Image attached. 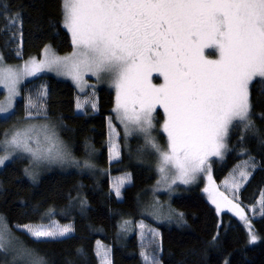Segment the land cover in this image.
<instances>
[{"label":"snow or ice","instance_id":"1","mask_svg":"<svg viewBox=\"0 0 264 264\" xmlns=\"http://www.w3.org/2000/svg\"><path fill=\"white\" fill-rule=\"evenodd\" d=\"M24 22L22 9L13 7L10 0H0V37L5 48L16 45L15 55L21 59ZM61 26L71 38L72 51L66 56H58L45 45L41 58L29 57L22 65H9L0 52V88L6 92L5 100L0 101V113L10 112L27 78L46 71L66 76L81 92L89 87L88 76L95 77L97 83L107 82L115 90V117L108 118L109 162L121 160V143L127 146L133 136L142 139L156 158L158 188L174 191L177 182L190 185L206 177L203 191L215 214L237 217L248 228V243H257L260 237L235 194L257 167L248 142L255 140L264 149V129L255 122L250 88L254 81L264 83V0H61ZM48 95L47 87L41 85L34 95L25 98L28 126L11 134L5 132L2 142L0 168L13 156L27 157L29 167L23 171L33 184L42 165H72L87 170L95 167L91 158L94 149L90 151L87 142L85 159L78 161L60 140L55 126L31 123L41 116L48 120ZM95 95L93 90L92 97ZM76 108L78 112L83 108L79 99ZM91 108L98 110L95 99ZM157 109H162V114ZM12 115L0 119L7 122ZM259 118L264 121V113ZM113 119L122 126V136ZM234 133L236 144L232 145ZM143 151V147L137 148L138 154ZM232 151L247 159L233 170V198L229 199L216 188L212 166ZM130 182L131 173H126L114 186L117 198H121L123 185ZM69 199L73 200L71 194ZM75 200L83 212L87 200L79 193ZM258 204L264 219V191ZM149 207L147 215L153 220L185 223L183 213H175L170 206L165 209L159 201ZM252 211L256 212V205ZM48 216L51 219V210ZM143 216L141 213L142 218L135 223L141 259L143 264H162L158 255L163 251L161 234ZM132 224L123 221L121 231L127 232ZM15 227L33 243L69 237L74 231L72 225L55 221ZM219 243L218 230L209 247ZM146 246L153 251L146 252ZM0 254H11V264H48L12 234L3 217ZM76 254L88 264L84 249H77ZM95 255L99 264H112L111 249L100 241L96 242Z\"/></svg>","mask_w":264,"mask_h":264},{"label":"trees","instance_id":"2","mask_svg":"<svg viewBox=\"0 0 264 264\" xmlns=\"http://www.w3.org/2000/svg\"><path fill=\"white\" fill-rule=\"evenodd\" d=\"M10 3L22 9L25 22L22 59L15 55L16 45L5 48L4 38L0 37V52L7 64L37 57L45 45L60 56L72 51L70 35L61 26V0H10ZM41 85L48 89V119L58 124L60 140L69 145L78 160L85 159L87 142L91 146L89 150L94 149L95 165L91 170H46L35 184L24 175L23 170L28 163L25 158H14L0 168V217L5 218L19 240L34 249L48 264H67L69 260L72 264H83L76 254L77 249H84L88 264H98L95 255L97 241L111 249L112 264H143L135 227L142 218L141 213H144L145 222L161 234L163 251L158 255L162 264H224L226 259L229 264H264V219L261 217L251 221L260 239L250 247L244 227L233 216L222 214L219 224L215 210L199 187H181L178 194L169 199L165 194H156L155 197L151 187L157 180L156 158L140 139H130V147L121 143V160L109 163L107 124L112 116L114 95L105 87L96 93V113L84 115L76 112L75 90L70 83L49 75L29 81L21 88L12 118L7 122L0 119V141L4 139L5 132L10 133L13 127L25 120V98L30 93L34 95ZM250 88L255 122L264 129V121L259 118V114L264 113V83L254 81ZM3 95L0 91V101ZM235 136L234 133L232 145L236 144ZM138 147H143L144 151L138 154ZM247 147L255 157L257 167L238 194V201L245 208L255 205L264 191V149L255 140H250ZM245 159L247 156H241L237 151L229 152L222 162L214 164V181L220 182ZM125 173H131V182L124 187L118 199L110 189L109 178ZM77 193L87 200V208L83 212L75 200ZM154 200L168 203L175 213H183L185 223L178 225L153 220L147 213ZM51 220L61 225L71 223L73 233L47 243H33L15 227L17 224L48 223ZM125 220L133 221V224L127 232H122L120 225ZM218 230L219 245L209 247V241ZM9 261L8 256L0 254V264H9Z\"/></svg>","mask_w":264,"mask_h":264},{"label":"rangeland","instance_id":"3","mask_svg":"<svg viewBox=\"0 0 264 264\" xmlns=\"http://www.w3.org/2000/svg\"><path fill=\"white\" fill-rule=\"evenodd\" d=\"M209 51H211V50H209ZM70 53H71V52H70ZM70 53H68V54H70ZM68 54H66V55H68ZM66 55H63V56H66ZM58 56H60V55H58ZM63 56H61V57H63ZM41 57H42V52L40 53L39 56H37V58H41ZM23 63H24V61L21 62V63H18V64H9V65H22ZM43 75L53 76V77H55V78H57V79H59V80H62V81L68 82V83H70V84L73 86V88H74V90H75V95H76V97H75V99H76V104H77V100L79 99L80 102H81V104L83 105L82 110L78 112V111H77V108H76V104H75V109H76V112H77L78 114H84V112L96 113V111H93L92 108H91V100H92V99H95V101L97 102V96L95 95V97H92V92H93V90H94V91H95V94H96L97 91H98L101 87H105L106 89L110 90V91L113 93V95H114V105H115V90H114L113 88H111L107 82H100V83H97L95 77H91V76L86 77V79L88 80L89 87H88L87 89H85L84 92H81L79 89H77V87H76L75 84L72 82V80L69 79V78H67L66 76H63V75H57L55 72H47V71L38 74V76H36V77H29V78H27V79L21 84L20 87L22 88V86L25 85L26 83H28L29 81H31V80H33V79L39 77V76H43ZM161 82H162V81H161ZM0 91L3 92V94H4V95H3V98L1 99V101H4L5 98H6V92H5V90H4L3 88H0ZM19 98H20V96L16 98V101H17ZM16 101H15V103H16ZM113 107H114V106H113ZM14 108H15V104L13 105V108L10 110L9 113H0V117H2V116H4V115H10V114L14 111ZM157 111L160 112V113L162 114V109H157ZM111 117L114 118V117H115V113L112 112V116H111ZM31 123H32V124H35L37 127H40V126H42V125H44V124L53 125V126L56 127V130L58 129V124H56L55 122H53L51 119L44 120L43 117L36 118L34 121H31ZM113 125L117 128V131H118V129H119V131H120L121 134L123 135V128H122V126L119 125V121L113 119ZM27 126H28V122H26V120L20 121L18 125H16L15 127H13V129L10 131L9 134H11L12 132H14V131L17 130V129H23V128L27 127ZM107 126H108V124H107ZM59 138H60V137H59ZM132 138H136V137L133 136V137H131L130 139H132ZM130 139H129V140H130ZM3 140H4V139H3ZM3 140L0 141V155H3V154H4V152H3V143H2ZM107 140H108V137H107ZM140 141H141L142 145L144 146V142H143V140L140 139ZM163 143H164V141L161 140V144H163ZM64 145L67 146V148L70 150V152H71V154H72V151H71V148L69 147V145H68V144H65V143H64ZM126 147H130V146L127 144ZM145 148H146V147H145ZM121 149H122V146H121ZM72 156H73V154H72ZM73 157H74V156H73ZM14 158H16V156L11 157L8 161L5 162V164L9 163V162L12 161ZM91 158H92V161L94 162V156L91 157ZM25 159H26L27 162H28L27 157H25ZM75 159H76V158H75ZM212 159L215 160L216 158H212ZM76 160H78V159H76ZM78 161L83 162V160H78ZM113 162H116V160H113L111 163H113ZM216 162H222V161L217 160ZM216 162H215V163H216ZM109 163H110V162H109ZM215 163H214V164H215ZM241 163H242V161L239 162L238 164H236L235 167H234V168H233V169H232V170H231V171H230V172L224 177V179H222L220 182H215V186H216V188H217L220 192L224 193V195L227 196L229 199H232V198H233V190H232V188L230 187V181H231L232 176H233V170L236 169L237 166L240 165ZM214 164H213V166H214ZM213 166H212V170H213ZM27 167H29V163H27ZM51 169H64V170H65V169H77V170H87V169H78L77 167L72 166V165H63V166H61V165H59V164L42 165V166L38 169V177H39L42 173H44L46 170L48 171V170H51ZM155 169H156V167H155ZM253 171H254V170H253ZM253 171H252V172H253ZM125 174H126V173H125ZM125 174H121V175H117V176H111V177L109 178L110 189H111V191H112V193H113L114 195H115L114 186H115V185H116V184H117L122 178H124ZM156 174H157V180H158L160 177H159V174H158L157 171H156ZM212 176H213V175H212ZM157 180H156V182H155V183L152 185V187H151L152 194H155V197H156V194H159V195H160V194H165V195L168 196V199H169L171 196H174V195L178 194V190H179V188H181V187H183V188H186V187H199V188H200V192H201V194L204 196L205 200H206V201L208 202V204L214 209V206H213V205L210 203V201L208 200L207 193H205V192L203 191L204 187L207 185V179H206V177H202V178L198 179L195 183L190 184V185H182V184H179V182H177V184L173 186V188L175 189L174 191H165V190L163 189V186H160V187L158 188V187H157ZM213 180H214V178H213ZM226 181H228L229 184H226ZM128 184H130V183H125V184L123 185V187L121 188V193H122L124 187L127 186ZM244 185H245V183L242 184V186L240 187L239 191L236 192V194H235L236 197H237V202H239V201H238V194H239L240 190L242 189V187H243ZM115 197H116V195H115ZM116 198H117V197H116ZM118 199H120V198H118ZM155 199H157V198H155ZM259 199H260V198H259ZM259 199L257 200V202H256V204H255V205H256V212H255V213L252 211V207L245 208V210H246V214H247V216L250 218L251 221L254 220V219H256V218H258V217H260V215H259V204H258ZM157 200H158V199H157ZM154 201H155V200H154ZM160 204L163 205L165 209H167V208L169 207L168 203L160 202ZM150 210H151V209H149L148 212H149ZM223 214H229V215L233 216L231 213H223ZM221 216H222V215L218 216V218H219V224H220V217H221ZM233 217H234L235 219H237L238 222L244 227V229H245V231H246V234H247V237H248V228H247V226H246L242 221H240L237 217H235V216H233ZM53 221H55V220H51V221H49L48 223H45V224L52 223ZM55 222L58 223L57 221H55ZM162 222H164V223L173 222L174 224H176V221H175V220L169 221V220H167V219H163ZM137 223H138V222H137ZM58 224H59V223H58ZM69 224L72 225L71 223H69ZM69 224H65V225H69ZM60 225H61V224H60ZM72 227H73V226H72ZM11 232H12V231H11ZM72 233H73V232H72ZM72 233H71V234H72ZM12 234H13L15 237H17V236L15 235V233L12 232ZM71 234H70V235H71ZM136 234H137V237H138V240H139L140 246H141V240H140L139 229H138V228H136ZM64 238H65V237H64ZM258 241H259V240H258ZM258 241H257V243H258ZM257 243H255V244H249V243H248V239H247V245L250 246V247H251V246H255ZM106 247H107V246H106ZM107 248H108V247H107ZM95 250H96V245H95ZM144 250H145L146 252H148V253H151V252L153 251V248H152V247H148V246H146ZM8 257H9V260H10V261H9V264H11V260H12L11 254H9ZM97 259H98V258H97ZM17 264H25V262H24V261H17ZM98 264H99V260H98Z\"/></svg>","mask_w":264,"mask_h":264}]
</instances>
